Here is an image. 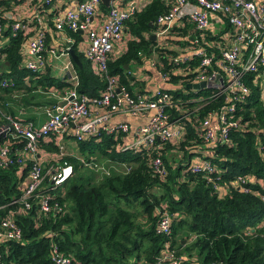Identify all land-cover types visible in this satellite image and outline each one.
Segmentation results:
<instances>
[{"label":"trees","instance_id":"16d2710c","mask_svg":"<svg viewBox=\"0 0 264 264\" xmlns=\"http://www.w3.org/2000/svg\"><path fill=\"white\" fill-rule=\"evenodd\" d=\"M168 7L166 0H151L141 9H134L125 20L124 26L130 33L126 48L119 54L113 52L108 66L111 74L119 76V83L131 91L132 63L142 59L141 53H150L155 40L149 33L157 28V16ZM5 22L0 10V25ZM28 34L0 30V77L14 82L0 87V107L14 90H24L26 94L37 85L45 90L50 86L63 89L73 86L49 72H33L22 64ZM71 46L75 48L74 43ZM164 48L167 47L157 50L168 68L167 59L162 57ZM77 53L81 64H76L75 88L79 93L97 96L105 86L104 79ZM185 75L173 74L171 83ZM26 77L30 78V85L24 83ZM246 81L250 90L236 112L242 126L231 131L228 142L207 152L222 169L218 181L228 187L224 193L216 190L213 181H207L204 172L185 170V164L174 161L173 148L180 156L188 155L185 145L195 147L202 142L192 119L186 120L182 139L168 141L159 151L145 147L138 151L120 150L117 142L122 141V133L116 136L101 131L76 142V148L70 143L69 146L85 159H107L113 164L109 173L98 172L74 155L51 159L66 157L73 164V174L54 190L55 198L62 204L60 211L39 214L37 203L28 209L20 203L8 204L13 197L21 195L27 177L25 169L22 175L17 174L16 165L0 167V219L13 208L12 216L22 229L21 240L0 241L3 259L11 264H55L50 256L54 242L72 258L73 264H154L169 240L170 246L181 254V264H264V223L259 224L264 219V100L253 74H248ZM183 85L170 89L174 97L197 94L188 86L184 87L188 93L183 94ZM25 94L20 99L27 103ZM217 103L203 105L193 112V119ZM1 112L0 109V121ZM174 114H177L175 109ZM39 146L40 154L59 151L55 140L40 139ZM156 155L163 159V173L152 165ZM48 164L44 161L43 165ZM239 175L246 178L243 185L249 191L229 184ZM163 210L171 217L170 235L157 231ZM190 236H193L190 241H183Z\"/></svg>","mask_w":264,"mask_h":264},{"label":"built area","instance_id":"2783aa9c","mask_svg":"<svg viewBox=\"0 0 264 264\" xmlns=\"http://www.w3.org/2000/svg\"><path fill=\"white\" fill-rule=\"evenodd\" d=\"M122 1L109 0L107 13L98 27L92 26L91 19L101 0H82L54 15L53 24L57 29L82 28L87 31L84 53L93 72L103 77L105 86L99 95L89 96L76 90L75 77L71 82L73 86L61 93L66 102L61 106L58 103L48 106L47 117L39 125L30 118L1 114L0 167L16 165L17 174L22 175L25 169L27 177L21 195L13 197L8 204L20 203L28 209L37 203L39 214L62 210L54 190L73 174V164L66 157L51 159L74 155L85 165L98 168L95 158H83L70 148L69 143L76 147L79 140L104 131L116 136L122 133V141L117 142L120 150L138 151L145 147L159 151L168 141L182 139L187 119L195 122L202 142L195 147L185 145L188 155L178 154L180 164L187 166L185 170L204 172L207 181H213L219 193L227 190L228 187L218 181L222 169L204 150L228 142L231 131L242 126L236 112L250 90L246 81L248 74H253V79L258 82L260 97L264 100V0H166L169 7L156 18L157 28L153 31L155 45L150 51L152 56L155 54L150 63L158 82L149 91H131L119 83L117 74L109 71V57L123 37L125 20L135 9L134 6L123 8ZM51 2L42 0L41 10L46 8L43 5ZM38 7L40 5H35L34 9ZM0 10L6 18L0 30L9 29L11 34L19 31L29 33L22 64L33 72L41 73L46 63V34L39 13L36 12L39 23L30 26V19L16 13L7 1L0 5ZM160 47L172 50L162 49L168 68L159 57L157 49ZM178 73L186 75L174 80L176 84L171 83L172 75ZM201 81L205 86L189 87L197 93L194 96L174 97L170 92V89L185 84L182 93L187 94L185 86ZM13 84L12 79L0 77V87ZM53 89L51 87L49 91ZM216 101L218 103L210 110L193 119V112ZM174 109L177 114H174ZM120 113L146 115V120L133 127L126 120H112L115 114ZM40 139L55 140L58 153L44 151L40 154ZM44 161L49 162L47 167H44ZM151 161L156 171L165 172L160 155ZM122 165L129 167L126 163ZM110 166L113 164L108 162L99 168L109 173ZM245 181L246 178L239 175L229 184L249 191V187L243 185ZM12 212H15L13 208L0 219V241L22 239V229ZM157 231L166 235L171 233V217L166 210L162 211ZM170 245L171 242L166 240L154 264H181V256ZM50 256L55 264H73L72 258L63 253L57 243L51 244ZM0 264H11L3 259L1 250Z\"/></svg>","mask_w":264,"mask_h":264},{"label":"crops","instance_id":"0c3cea01","mask_svg":"<svg viewBox=\"0 0 264 264\" xmlns=\"http://www.w3.org/2000/svg\"><path fill=\"white\" fill-rule=\"evenodd\" d=\"M4 1H7L11 9H13L16 13L28 17L30 19V26L37 25L39 23V17L36 12L39 13L42 19L41 25H43L47 37L44 53V55L46 56V63L41 74L49 72V74L53 77L64 79L68 82H73L75 77H78L76 69L77 63L71 57L69 48H73L71 45L74 43L75 48L73 49L75 53L78 55L77 52H79L84 56V58H86L84 48L87 42V31L82 28H79L81 29V31H79L78 29L71 30L68 28L57 29L54 27L53 17L55 14L63 13L66 9L74 7L78 2L82 0H52L50 5H43L46 6L45 10H41L42 0H1V2ZM150 1L151 0H123L121 6L123 8H130L131 6H134L135 9H141ZM35 5H40V7L34 9ZM108 5L109 0H101L100 4L96 7L95 13L93 14V17L91 19L92 26L98 27L102 23L107 13ZM186 23L190 26L187 20ZM74 32H76L77 36L74 34ZM152 34H154V37H151ZM128 36H130V33L124 26L123 37L119 42L116 43L113 49V52L115 54H119L125 50L129 39ZM149 36L154 40L156 38V35L155 33H153V31L149 33ZM147 55L141 53L142 59L139 62H133L132 67L129 70L134 77L130 80V83L133 84V90L135 91H149L157 85L158 77L152 70L150 63L152 61V58H155V54L153 56L151 53L148 56ZM24 83L26 85H30V78L26 77ZM32 87L33 88L30 91L37 90L38 93H41L37 95L38 98L33 97L30 100L27 96L30 92H26L25 94L24 90H14L12 92V96L7 97L4 100V105L0 107L2 111L1 114L10 113L23 119L30 118L34 121L35 125H39L47 117L46 108L63 100V94L61 95V93L64 90L66 91L67 89L54 87L55 89L49 91L52 86H50L48 90L43 89L41 85ZM24 94L27 96V103L20 99V97ZM120 119L128 121L133 127L139 123L144 122L146 120V115L136 116L120 113L115 114L112 118V120ZM70 148H72V146H70ZM208 151L211 152L212 149L204 150L205 153H207ZM262 197L264 199V195H262ZM261 220L262 222H260L259 224L264 223V219Z\"/></svg>","mask_w":264,"mask_h":264},{"label":"rangeland","instance_id":"374dc122","mask_svg":"<svg viewBox=\"0 0 264 264\" xmlns=\"http://www.w3.org/2000/svg\"><path fill=\"white\" fill-rule=\"evenodd\" d=\"M35 88V87H34ZM39 94H41V93H38V91L37 90H33V91H30V93L27 95L28 96V98L31 100L33 97L34 98H38V96L37 95H39ZM172 152H173V155L176 157L175 158V162H179L180 161V159H179V156H178V154L175 152V150H173L172 149ZM107 159H104V158H101V159H99L98 161V163H97V165H98V168L96 169L98 172H104L103 171V168H99V167H101V166H103V165H108V162L106 161ZM103 164V165H102ZM121 167V166H120ZM123 169V168H122ZM95 172V171H94ZM96 173V172H95ZM96 174H98V173H96ZM99 175V174H98ZM100 176V175H99ZM121 203L122 204H124V202L123 201H121ZM192 238H191V236L188 238V237H184L183 238V241L184 242H188V241H190ZM179 255H181V254H179Z\"/></svg>","mask_w":264,"mask_h":264},{"label":"water","instance_id":"95a60500","mask_svg":"<svg viewBox=\"0 0 264 264\" xmlns=\"http://www.w3.org/2000/svg\"><path fill=\"white\" fill-rule=\"evenodd\" d=\"M79 31H81V29H78ZM151 37H154V34L151 35ZM69 53L71 55V57L73 58V60L77 63L80 64V59L78 58V55L75 53L73 48H69ZM125 67H127V64H125ZM188 87H197V88H201L203 86H205V82L201 81V82H195V83H191L189 85H187ZM66 102V99L61 100L58 104L59 106L63 105ZM57 110H60V107H58Z\"/></svg>","mask_w":264,"mask_h":264}]
</instances>
